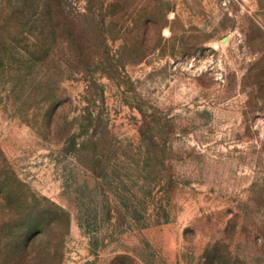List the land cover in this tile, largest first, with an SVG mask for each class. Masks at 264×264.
<instances>
[{"label": "rangeland", "instance_id": "obj_1", "mask_svg": "<svg viewBox=\"0 0 264 264\" xmlns=\"http://www.w3.org/2000/svg\"><path fill=\"white\" fill-rule=\"evenodd\" d=\"M0 264H264V0H0Z\"/></svg>", "mask_w": 264, "mask_h": 264}, {"label": "trees", "instance_id": "obj_2", "mask_svg": "<svg viewBox=\"0 0 264 264\" xmlns=\"http://www.w3.org/2000/svg\"><path fill=\"white\" fill-rule=\"evenodd\" d=\"M54 204L56 206L57 213L59 212V215L64 217V215L66 214V211L62 207L58 206L56 203H54ZM67 223H68V221H67ZM48 254L51 255V252L49 251ZM52 255H53V252H52Z\"/></svg>", "mask_w": 264, "mask_h": 264}]
</instances>
